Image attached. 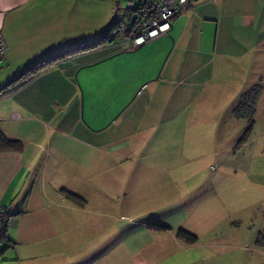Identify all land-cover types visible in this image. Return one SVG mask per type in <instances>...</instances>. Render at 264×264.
Returning <instances> with one entry per match:
<instances>
[{"label":"crops","instance_id":"crops-1","mask_svg":"<svg viewBox=\"0 0 264 264\" xmlns=\"http://www.w3.org/2000/svg\"><path fill=\"white\" fill-rule=\"evenodd\" d=\"M88 1L0 0L6 43L0 131L20 141L19 148L0 145V204L13 212L0 241V264H264L259 240L264 231L212 233L205 242L193 233L196 240L190 242L177 232L157 231L152 235L167 240L160 249L131 245L119 232L104 233L103 220L87 216L85 203L67 197V192L79 196L78 186L57 178L71 174L68 146L75 143L82 164L90 144L77 114L73 119L80 108L78 77L86 94L95 81L99 100L111 97L106 103L122 110L120 125L129 129L113 137L115 142H129L135 122L152 124L158 114L165 122L174 120L210 89L212 102L229 92L219 109L234 112L244 91L264 85V0H194L172 18L167 35L140 47L112 41L19 77L45 57L97 37L115 21L98 17L96 29L84 34ZM232 77L234 87L226 86L223 81ZM262 95L264 88L257 104ZM225 120L207 123L220 126Z\"/></svg>","mask_w":264,"mask_h":264},{"label":"rangeland","instance_id":"rangeland-1","mask_svg":"<svg viewBox=\"0 0 264 264\" xmlns=\"http://www.w3.org/2000/svg\"><path fill=\"white\" fill-rule=\"evenodd\" d=\"M95 1H88L83 33L94 31L98 17L103 16L119 25L113 41L128 44L133 14L129 5L137 6L140 0ZM233 80L227 78L223 83L234 87ZM77 82L80 108L73 112V119L77 114V125L85 127L90 144L82 164L75 143L68 146L66 164L71 174L57 178L66 186H78L84 214L103 220L104 233L119 232L131 245L160 249L167 240L152 235L157 231L183 229L201 242L212 233L264 231V95L255 105L252 125L242 141L251 120L245 113L220 110L218 102L227 100L229 92L212 102L210 89L174 120L165 122V116L158 114L152 124L135 122L130 141L115 142L113 137L129 129L120 125L122 110L106 103L111 97L99 100L95 81L87 94L80 77ZM215 119L226 120L220 126L207 123ZM181 120L197 123L193 126ZM146 223L169 228L151 229L144 227ZM259 240L264 243V235Z\"/></svg>","mask_w":264,"mask_h":264},{"label":"built area","instance_id":"built-area-1","mask_svg":"<svg viewBox=\"0 0 264 264\" xmlns=\"http://www.w3.org/2000/svg\"><path fill=\"white\" fill-rule=\"evenodd\" d=\"M194 0H140L137 6L129 5L132 19L128 27V45L134 49L156 38L167 35L171 20L176 15L187 11ZM6 43L0 34V63L4 60ZM13 116H15L13 114ZM12 210L0 204V240L12 221Z\"/></svg>","mask_w":264,"mask_h":264},{"label":"trees","instance_id":"trees-1","mask_svg":"<svg viewBox=\"0 0 264 264\" xmlns=\"http://www.w3.org/2000/svg\"><path fill=\"white\" fill-rule=\"evenodd\" d=\"M130 19H132V18L130 17ZM130 19H129V26H130ZM118 32H119V25H117V23L113 21L97 37L90 39V40L80 42L78 44H75L71 47H68L64 50L55 52V53L45 57L44 59L35 63L29 69H27L19 77L34 74L44 65L56 63V62H59V61L66 59V58H69L73 55H76L77 53L88 51V50H90L96 46L104 45L106 43H111L114 40L115 35L118 34ZM260 92H261V85L259 83L254 84L247 91H244L242 93L238 104L234 108L235 114L242 115L245 113L247 115V117L251 120L249 127L246 129L245 134L242 135L240 141H242L246 137V135L248 134V130L250 129V127L252 125L253 114L255 113V105H256V101L259 97ZM0 145H1V148H19L20 147V141L15 140V139H9V138L5 137L4 134L0 131ZM67 197L76 204H79V205L84 204V199L73 194V193L67 192ZM12 214H13V212H12ZM155 227L158 229H168L169 228L168 226L162 225V224L155 225ZM177 233H178V235H180L181 237H184L185 239H187L190 242H193L196 240L195 235H193L190 232L185 231L183 229H179L177 231ZM3 235H4V233H3ZM3 235H2V237H3ZM2 237H1V239H2Z\"/></svg>","mask_w":264,"mask_h":264}]
</instances>
